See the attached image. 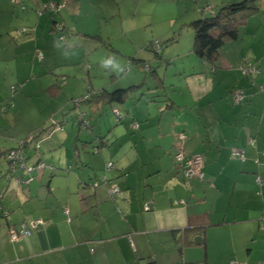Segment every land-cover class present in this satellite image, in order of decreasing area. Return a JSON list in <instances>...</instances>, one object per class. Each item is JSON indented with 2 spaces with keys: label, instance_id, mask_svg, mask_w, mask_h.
I'll return each instance as SVG.
<instances>
[{
  "label": "crops",
  "instance_id": "crops-1",
  "mask_svg": "<svg viewBox=\"0 0 264 264\" xmlns=\"http://www.w3.org/2000/svg\"><path fill=\"white\" fill-rule=\"evenodd\" d=\"M49 1L64 2L57 15L42 8ZM176 1L189 5L0 0V264H264V0H255L256 12L214 61L193 52V30L155 32L159 4ZM200 1L202 14L237 2ZM54 19L70 30L63 41ZM153 39L158 56L147 47ZM245 60L257 70L244 74ZM145 62L154 82L146 90L140 84L124 103H70L88 86L138 85ZM123 63L128 69L118 77ZM115 108L132 114L138 129L128 115L116 121ZM50 121L64 128L43 131ZM98 136L113 143L92 152ZM24 138L27 166L44 165L19 183L7 173L5 154ZM180 149L202 155V178H184L174 161ZM110 186L119 189L114 198ZM21 223L30 234L11 241L10 227Z\"/></svg>",
  "mask_w": 264,
  "mask_h": 264
},
{
  "label": "trees",
  "instance_id": "trees-1",
  "mask_svg": "<svg viewBox=\"0 0 264 264\" xmlns=\"http://www.w3.org/2000/svg\"><path fill=\"white\" fill-rule=\"evenodd\" d=\"M22 1L23 0H20L19 3H15V4L23 5ZM59 10L60 9L47 10V12H49L51 15H54L55 13L57 15V11ZM256 10H257V5H256L255 0H241V1L225 4L217 8V10L210 15L203 16V17L192 20L190 22V25L193 30V52L201 59H204L207 61H214L218 55L219 49L227 42L232 41L236 38L240 26L244 23L245 19L248 16L254 14ZM200 11L202 12L201 9ZM58 22L60 21L55 20V19L53 20L52 30L59 34V31L54 28L55 24ZM64 29H63V32H64ZM65 31L70 32V30L68 29ZM58 34H57V37H58ZM169 40H172V38H170ZM59 41H63V40H59ZM154 41L155 40H150L147 44V47L150 48L154 52V54L158 56L160 49H161V44H160V41L157 40L158 49L156 50V48H154L153 46ZM143 68L145 71H149L150 65L147 62H145L143 64ZM127 69L128 67L124 69V71ZM60 83L62 84V80L61 82H58V84ZM140 84L141 83H139L138 85L137 83L130 84L126 87L116 88L112 91H107L105 89H101L100 91H94L88 86L87 91L84 94H82L79 97L71 98V104L73 105L74 108H78L79 105L83 102L94 100V99H99V98L108 103H111V102L124 103L126 100L129 99L131 95L130 93H132V91L135 90L136 88H139ZM76 99H80V100L75 102L74 100ZM0 104L6 107V103L2 102ZM114 114H115L116 121H121L123 117L128 115L129 127L132 129H138L139 122L132 116V114H129L127 112H120L116 108H115ZM79 119L82 122L83 126L88 128L86 121H84V119L81 116V113H79ZM62 120H63L62 122H65V118H63ZM63 128H64L63 123L61 122L57 123L55 121H50L49 126H47L46 128H43V131H47L50 134L56 130H62ZM37 136L38 135H35V136L32 135L29 137V139L37 138ZM28 141L29 140L27 138L22 139L21 154H22V150L24 149ZM103 144L107 145V141L104 139V137L98 136L97 145L91 146L92 148L91 151L98 152L99 147H101V145ZM16 148H19V144L11 147L10 149L6 151L5 159H6V155L8 151H10L11 149H16ZM23 160H24V157H23ZM6 161H7V171H8L7 173H9L10 176H13L15 179L17 177L27 176L26 173H24L25 174L24 176H20L17 172L22 171V170L20 169L15 170V169L9 168L8 166L9 161L8 160ZM174 161L176 164H178L175 157H174ZM108 163H110V165H108ZM112 166H113V163L111 161H108L106 162L104 169L106 170ZM98 178L101 181H104V182L107 181V178L104 174L100 175ZM95 181L96 180H94L92 184H95L96 183ZM82 184L84 186L86 185L85 183H82ZM2 209H3V206L0 203V214L1 215L4 213V210Z\"/></svg>",
  "mask_w": 264,
  "mask_h": 264
},
{
  "label": "built area",
  "instance_id": "built-area-1",
  "mask_svg": "<svg viewBox=\"0 0 264 264\" xmlns=\"http://www.w3.org/2000/svg\"><path fill=\"white\" fill-rule=\"evenodd\" d=\"M14 3H19L20 0H11ZM64 6V2L59 1V2H52L49 1L47 2L44 6L43 9H47V10H58L60 8H62ZM64 25L61 22H58L55 24L54 28L56 30L59 31L58 34V39L59 40H64L65 35L67 33L63 32V28ZM24 29H17V32L23 31ZM153 46L154 48H156V50L158 49V43L157 40H155L153 42ZM38 57L41 58L42 57V53L38 51ZM240 70L244 73V74H251L253 72H255L256 69V64L249 62L247 60H245L241 65H240ZM64 83V81L62 82V84ZM12 89H14V86H12ZM234 96V100L235 102L240 101V99L242 98V95L239 92H234L233 94ZM80 99H76L74 100L75 102L79 101ZM5 106L0 104V110H4ZM55 130V129H54ZM186 136L184 134L180 135V138L184 139ZM22 141H20L19 144V148L16 149H11L10 151H8L7 155H6V160H8V166L9 168L12 169H20L22 171H24L26 173V177H17L16 181L19 183H27L30 179V172L33 168H35V166L37 167H41L43 166V162H38L35 166H27L26 163L23 160L22 154H21V147H22ZM253 142V139H252ZM233 155L243 159V152L239 151V150H234ZM175 159L178 163V165H180L182 167V171H183V176L185 179H190V178H202L203 176V172H202V166H203V158L202 155L200 153H192V154H187L185 153L182 149H180L176 154H175ZM108 165H110V163H108ZM258 182H261L258 178ZM96 184V183H95ZM94 184V185H95ZM119 193V189L116 186H110L109 187V194L112 198H114L116 195H118ZM148 206L145 205V208H147ZM6 213L4 212L3 215H5ZM41 222V220H34L32 222V224H36ZM30 234V230L28 228H26L25 224H20L19 229H15L14 227H10L9 229V239L11 241L13 240H18L24 236H27ZM174 264H184L182 261L178 262V263H174ZM230 264H240V263H236V262H230Z\"/></svg>",
  "mask_w": 264,
  "mask_h": 264
},
{
  "label": "rangeland",
  "instance_id": "rangeland-1",
  "mask_svg": "<svg viewBox=\"0 0 264 264\" xmlns=\"http://www.w3.org/2000/svg\"><path fill=\"white\" fill-rule=\"evenodd\" d=\"M167 1V0H166ZM235 1H241V0H235ZM171 2V1H170ZM178 3H169V5L165 4L164 5V9H160L161 8V4H159V6L157 7L158 10L155 12V18L156 19H159V21L155 24L156 26V29H155V32L156 33H159L160 32V26L161 28H165V30L163 31H167L169 32L170 36L172 35V32L175 31V30H180L182 31V34L185 35L187 32H191L192 31V27L190 25V22L194 19H197V18H200V17H203V16H207V15H210L211 13H209L208 10H205L204 13L201 14L198 13L199 12V6H197L198 2L200 3V6L203 7V1H200V0H197V3H195L193 0H188L189 2V5L187 7L183 6V5H180L183 3V1H176ZM212 2V1H211ZM23 3V2H22ZM215 3V2H214ZM215 5V4H214ZM173 17H176L175 19V24L173 26H171V22H170V19L173 18ZM155 40V39H153ZM163 43V42H162ZM89 64V63H88ZM117 65H119V63H117ZM123 65L124 63L119 66V68L117 69V71L115 72V74L119 77V75L124 72V68H123ZM95 67V65H93V68ZM107 69V67L105 68V70ZM144 69V68H143ZM93 70H91V74H90V77L93 78V74H92ZM141 78L139 80V83H141V85L143 86V90H146V82H154V79H151V75L149 73H147V71L145 72V70L141 71ZM106 73V77L109 76V71L105 72ZM85 77H87V74H85ZM102 75V71L100 72V74H98V76H96V80H100L102 79L103 76ZM124 75V74H123ZM149 78L151 80H149ZM136 93V92H135ZM140 93V92H139ZM138 93V94H139ZM134 94V93H133ZM132 94V96H133ZM36 100V99H35ZM37 101H35L36 103ZM71 103V101H70ZM107 108L109 109L110 107L107 106ZM108 130L110 129V126L108 125L107 126ZM111 130L109 131H106L105 134L108 135V132H110ZM106 137V136H105ZM36 139V138H35ZM110 140H106L109 144L113 143L112 139H113V136L112 138H109ZM33 141V140H32ZM31 141V142H32ZM94 142V140L92 141ZM97 145V138H96V141L93 143V146H96ZM101 146H106V145H101ZM92 149V148H91ZM23 156V154H22ZM26 162V161H25Z\"/></svg>",
  "mask_w": 264,
  "mask_h": 264
},
{
  "label": "water",
  "instance_id": "water-1",
  "mask_svg": "<svg viewBox=\"0 0 264 264\" xmlns=\"http://www.w3.org/2000/svg\"><path fill=\"white\" fill-rule=\"evenodd\" d=\"M199 238H200V236H197V237H196V239H199Z\"/></svg>",
  "mask_w": 264,
  "mask_h": 264
}]
</instances>
